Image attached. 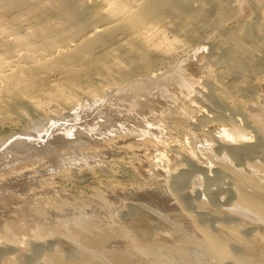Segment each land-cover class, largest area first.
I'll use <instances>...</instances> for the list:
<instances>
[{
  "label": "rangeland",
  "instance_id": "1",
  "mask_svg": "<svg viewBox=\"0 0 264 264\" xmlns=\"http://www.w3.org/2000/svg\"><path fill=\"white\" fill-rule=\"evenodd\" d=\"M4 1L0 264L8 258L43 264L47 252L80 258L82 246L54 229L61 218L78 214L77 232L109 227L115 234L107 251L135 255L127 225L144 226L140 241L168 245L136 247L158 264H196L190 248H172L178 231L199 237L177 210L216 230L221 223L237 225L250 240L264 233L263 221L232 210L235 177L264 188V129L252 121L264 122V0ZM112 9H118L114 16ZM237 128L251 139L221 136ZM202 162L211 170L198 169ZM164 191L178 203L166 201Z\"/></svg>",
  "mask_w": 264,
  "mask_h": 264
},
{
  "label": "bare ground",
  "instance_id": "2",
  "mask_svg": "<svg viewBox=\"0 0 264 264\" xmlns=\"http://www.w3.org/2000/svg\"><path fill=\"white\" fill-rule=\"evenodd\" d=\"M5 1L4 0H0V11H1V13L2 14H4V13H6L5 12V10L6 9H8V5H5V3H4ZM117 7V6H116ZM118 8V7H117ZM118 10V9H117ZM117 10H111L110 11V15H112V16H114L115 14H117ZM20 16H22L21 14H20ZM130 20L131 21H137L138 20V17H137V15H135V16H133V17H131L130 18ZM26 71V73H28V69H26L25 70ZM18 75V74H17ZM175 80V79H174ZM191 80V79H190ZM145 81V80H144ZM150 83V82H149ZM138 84V83H137ZM136 84V85H137ZM140 84H141V82H140ZM143 84V83H142ZM190 84V83H189ZM135 85V86H136ZM151 85V84H150ZM150 85H148V86H150ZM192 85V84H191ZM141 87V86H140ZM139 87V88H140ZM185 87V86H184ZM127 88V87H126ZM136 88V87H135ZM130 89V88H129ZM185 89V88H184ZM126 90V89H125ZM134 90V89H133ZM136 90V89H135ZM190 90V89H189ZM112 91V90H111ZM156 91V90H155ZM107 92H108V90H107ZM118 92V91H117ZM139 92V91H138ZM134 93H135V91H134ZM110 94V93H109ZM122 94V93H121ZM136 94H138V93H136ZM135 94V95H136ZM142 94V93H141ZM120 95V94H119ZM216 95H218V94H216ZM131 96H133L132 94H131ZM143 96V95H142ZM141 96V97H142ZM149 96V95H148ZM134 97V96H133ZM121 98V97H120ZM119 99V98H118ZM122 99V98H121ZM147 99V98H146ZM117 100V99H116ZM115 100V101H116ZM124 100V99H123ZM133 100H134V98H133ZM117 101H119V100H117ZM122 101V100H121ZM135 102H136V100H134ZM142 101H144V100H142ZM101 102V101H100ZM150 102V101H149ZM98 103V102H97ZM119 103V102H118ZM133 103V102H132ZM143 103H145V102H142V104ZM195 103H197V102H195ZM101 104H102V102H101ZM100 104V105H101ZM113 104H115V102L113 103ZM141 105V104H140ZM147 105V104H146ZM146 105H145V108H146ZM148 105H150V104H148ZM97 106V105H96ZM125 106V105H124ZM128 106V105H127ZM131 106V105H130ZM201 106V105H200ZM99 107V106H98ZM114 107V106H113ZM87 108V107H86ZM89 108V107H88ZM87 108V109H88ZM92 108H94V106L92 107ZM100 108V107H99ZM104 108H105V106H104ZM117 108H118V106H117ZM139 108H140V106H139ZM142 108H144V107H142ZM148 108V107H147ZM85 109V108H84ZM103 109V108H102ZM121 109V108H120ZM137 109V108H136ZM94 110V109H93ZM125 110V109H124ZM128 110V109H127ZM202 110H203V108H202ZM81 111V110H80ZM101 111V110H100ZM115 111V110H114ZM118 111V110H117ZM129 111V110H128ZM143 111V110H142ZM204 111V110H203ZM206 111V110H205ZM91 112H93L92 110H91ZM102 112V111H101ZM106 112H107V110H106ZM105 112V113H106ZM140 112V111H139ZM97 113V112H96ZM104 113V112H103ZM120 113H121V111H120ZM124 114H125V112H123ZM128 113V112H127ZM126 113V114H127ZM78 114V113H77ZM87 114V113H86ZM101 114V113H100ZM99 114V115H100ZM108 114V113H107ZM142 114H143V112H142ZM202 114V113H201ZM200 114V116H202ZM101 115H103V114H101ZM105 115V114H104ZM110 115V114H109ZM117 115V114H116ZM122 115V114H121ZM111 116V115H110ZM119 116V115H118ZM203 116H205L204 115V113H203ZM211 116V115H210ZM101 117V116H100ZM107 117V116H106ZM105 117V118H106ZM121 117V116H120ZM136 117V116H135ZM143 117V116H142ZM216 117V116H215ZM104 118V119H105ZM206 118H207V116H206ZM217 118V117H216ZM96 119V118H95ZM124 119H126V118H124ZM205 119V118H204ZM211 119V118H210ZM92 120V119H91ZM181 120V119H180ZM191 120V119H190ZM189 120V121H190ZM206 121H204V122H207V121H209V119H205ZM219 120V119H218ZM63 121V120H62ZM66 121V120H65ZM115 121H116V119H115ZM132 121V120H131ZM137 121V120H136ZM253 122H254V125L256 126V128H257V130H259V131H262L263 129H264V122H261V121H259L258 122V120L256 121L255 119H253L252 120ZM77 122V121H76ZM98 122V121H97ZM101 122H103V121H101ZM121 122V121H120ZM123 122H125V121H123ZM122 122V123H123ZM138 123H139V121H137ZM56 123V122H55ZM104 123V122H103ZM211 123V122H210ZM126 124V123H125ZM130 124V123H129ZM136 124V123H135ZM208 124V123H207ZM53 125V124H52ZM59 125V124H58ZM74 125V124H73ZM77 125V124H76ZM75 125V126H76ZM79 125H81V124H79ZM84 125V124H83ZM95 125V124H94ZM201 125V124H200ZM248 125H250V123L248 124ZM61 126V125H60ZM132 126V125H131ZM134 126H136V125H134ZM259 126H261V127H259ZM78 127V126H77ZM90 127V126H89ZM92 127V126H91ZM100 127V126H99ZM104 127V126H103ZM121 127V126H120ZM124 127V126H123ZM133 127V126H132ZM138 127V126H137ZM238 127V126H237ZM62 128V127H61ZM69 128V127H68ZM95 128V127H94ZM235 128V127H234ZM72 129V128H71ZM100 129V128H99ZM103 129V128H102ZM132 129H134V128H132ZM131 129V130H132ZM141 129V128H140ZM148 129V128H147ZM228 129V128H227ZM48 130V129H47ZM144 130V129H143ZM67 131V130H66ZM69 131V130H68ZM84 131H86V130H84ZM109 131V130H108ZM119 131V130H118ZM117 131V132H118ZM61 132V131H60ZM62 132H64L63 130H62ZM88 132V131H87ZM94 132V131H93ZM106 132V131H105ZM114 132H115V130H114ZM122 132V131H121ZM128 132H130V130L128 131ZM147 132H149V131H147ZM152 132V131H151ZM247 132H248V130H247ZM246 132V130L245 129H241V128H237V129H235V130H231V131H226V132H222L221 133V136L222 137H227V138H232V139H246L247 140V138L250 136V134H248ZM250 132V131H249ZM264 132V131H263ZM44 133H46V132H44ZM68 133V132H67ZM110 133V132H109ZM137 133V132H136ZM143 133V132H142ZM146 133V132H145ZM251 133V132H250ZM89 134V133H88ZM42 135V134H41ZM90 135V134H89ZM34 136V135H33ZM85 136V135H84ZM102 136V135H101ZM156 136V135H155ZM39 137V136H38ZM97 137V136H96ZM141 137V136H140ZM157 137V136H156ZM159 137V136H158ZM40 138V137H39ZM78 138H80L79 136H78ZM138 138V137H137ZM250 138V137H249ZM248 138V139H249ZM47 139V138H46ZM251 139V138H250ZM19 140V139H18ZM210 140V139H209ZM56 141V140H55ZM237 141H239V140H237ZM243 141V140H242ZM250 141V140H249ZM248 141V142H249ZM4 142H6V141H4ZM14 142H15V140H14ZM19 142V141H18ZM248 142H247V144H248ZM73 143V142H72ZM236 143V142H235ZM235 143H234V146H239V145H235ZM237 143H239V142H237ZM242 143V142H241ZM11 144L13 145V143H12V141H11ZM228 144V143H227ZM231 144V143H230ZM229 144V145H230ZM240 144V143H239ZM245 144V143H244ZM247 144H246V146H247ZM254 144V143H253ZM10 145V144H9ZM233 145V144H232ZM15 146H16V144H15ZM227 146V145H226ZM242 146H244L243 144H242ZM242 146H240V147H242ZM251 146V145H250ZM248 147V148H251V147ZM13 146H11V147H9V149H11ZM229 147V146H228ZM232 148H233V146H231ZM239 147V148H240ZM8 148V147H7ZM14 148V147H13ZM47 148V147H46ZM56 148V147H55ZM57 148H58V146H57ZM9 149H6L5 151H7V150H9ZM16 149V148H15ZM18 149V148H17ZM16 149V150H17ZM45 149V148H44ZM254 149V148H253ZM256 149V148H255ZM235 150V149H234ZM250 150V149H249ZM18 151V150H17ZM16 151V152H17ZM67 151V150H66ZM242 151V150H241ZM250 151H252V148H251V150ZM9 152H10V150H9ZM12 153V152H11ZM249 153V152H248ZM251 153V152H250ZM65 154V153H64ZM5 155V154H4ZM13 156V155H12ZM90 156V155H89ZM10 157H11V155H10ZM10 157H9V159H10ZM75 157V156H74ZM13 158V157H12ZM16 161H18V160H16ZM5 164V163H4ZM7 164V163H6ZM18 164V163H17ZM80 164V163H79ZM220 164V163H219ZM11 165V164H10ZM197 165V168L198 169H202V170H211L210 168H211V163H206V162H202V163H198V164H196ZM214 165V164H213ZM14 166V165H13ZM3 167V166H2ZM226 168H230L229 166L228 167H226ZM255 168L257 169L256 171H259V170H261L262 169V166H261V164H255ZM7 169V168H6ZM9 169V168H8ZM28 169V168H27ZM230 171H232L231 169H229ZM27 171V170H26ZM263 172V171H262ZM10 173H12V172H10ZM260 173H261V171H260ZM257 174V173H256ZM264 174V173H263ZM14 175V174H13ZM243 177V176H242ZM23 178V177H22ZM9 179V178H8ZM245 181H241V180H238V179H236V177H235V179H234V181H235V200L233 201V204L232 205H234L233 206V211L234 212H236L237 214L239 213H241V214H244L245 216H247V217H251V218H258L259 220H261V221H263L264 222V188L260 185V184H258V183H256V182H252V181H255V180H253V178L251 179V178H243ZM242 179V180H243ZM262 179H264L263 177H262ZM236 180H238V181H236ZM6 181V180H5ZM178 182V181H177ZM176 183V182H175ZM175 183H173V184H175ZM251 184L250 186H251V189L250 190H247L246 188H245V186H246V184ZM264 183V182H263ZM169 184V183H168ZM167 184V185H168ZM165 185V184H164ZM166 185V186H167ZM175 185H177V184H175ZM187 185V184H186ZM165 186V187H166ZM170 187H171V185H170ZM172 187H174V185L172 186ZM190 188V187H189ZM149 189V188H148ZM168 189V188H167ZM169 189H171V188H169ZM168 189V190H169ZM175 189V188H174ZM208 189V188H207ZM29 190V189H28ZM129 190V189H128ZM146 190V189H145ZM152 191V190H151ZM203 191H204V189H203ZM128 192H130V191H128ZM132 192V191H131ZM154 192V190L152 191V193ZM201 192V191H200ZM5 193V192H4ZM156 193H157V191H156ZM130 194V193H129ZM144 194H148V193H144ZM149 194H150V191H149ZM154 194V193H153ZM178 194V193H177ZM194 194V193H193ZM204 193H202V195H203ZM8 195V194H7ZM13 195V194H12ZM142 195H143V193H142ZM152 195V194H151ZM170 195H172V194H170ZM169 194H168V192H166V191H164L163 192V196H165L166 197V201H170L171 199H173V196H170ZM180 195V194H179ZM179 195H177V196H179ZM132 196H134V194L132 195ZM147 196V195H146ZM150 196V195H149ZM209 196V195H208ZM19 197V196H18ZM161 197V196H160ZM127 198H128V196H127ZM137 198H139V197H137ZM145 198V197H144ZM144 198L142 197V199L144 200ZM156 198H157V196H156ZM208 198V197H207ZM210 198H212V197H210ZM8 199V198H7ZM12 199V198H11ZM75 199V198H74ZM140 199H141V197H140ZM149 199H150V197H149ZM151 199H153L152 200V202L153 201H155L154 199V197L153 198H151ZM150 199V200H151ZM159 199V198H158ZM164 198L162 197V200H163ZM19 200V199H18ZM145 200H147V199H145ZM165 200V199H164ZM210 200H212V199H210ZM16 201V200H15ZM127 201V200H126ZM138 201V200H137ZM172 201V200H171ZM214 200H212V202H213ZM216 201V200H215ZM214 201V202H215ZM110 202V201H109ZM145 202V201H144ZM148 202H150L149 200H148ZM13 203V202H12ZM34 203V202H33ZM56 203V202H55ZM69 203V202H68ZM125 203V202H124ZM140 203V202H139ZM178 202L177 201H172V203L171 204H173V205H176ZM184 203V202H183ZM52 204V203H51ZM50 204V205H51ZM156 204H157V202H156ZM185 204V203H184ZM215 204V203H214ZM34 205V204H33ZM57 205V204H56ZM160 206H161V204H159ZM179 205V204H178ZM202 205H204V207H206V208H209V209H212L211 208V205L209 204V202L207 201H204L203 203H202ZM59 206H60V204H59ZM103 206V205H102ZM104 206H106V205H104ZM162 206H164V205H162ZM187 206V205H186ZM189 206V205H188ZM187 206V207H188ZM173 207V206H172ZM178 207V206H177ZM214 208H215V206H213ZM31 208H32V206H31ZM34 208V207H33ZM103 208V207H102ZM155 208H156V206H155ZM217 208V207H216ZM215 208V209H216ZM15 209V208H14ZM43 209V208H42ZM107 209V208H106ZM154 209V208H153ZM163 209H164V207H163ZM162 209V210H163ZM40 210V209H39ZM38 210V211H39ZM53 210H55V209H53ZM158 210V209H157ZM172 209L170 208V210L169 211H171ZM174 210V209H173ZM187 210V209H186ZM185 209H181L180 210V212L178 213V211L179 210H177L176 211V213L177 214H179V215H181L182 216V218H184L185 220H187V222H188V224H190L191 225V227L192 228H194V230H195V232L197 233V235L196 236H199V237H197L198 238V240H196L195 238H191L190 239V237L189 236H187V235H185L184 233H182V232H180V231H178V243H175L174 245V247H172V248H174V249H182V250H186V249H184V248H190V250H192V251H194L195 252V256H196V260L198 261V262H200V260H202L203 261V258L201 259L200 258V260H199V257H202V256H204L205 257V261L204 262H200V263H204V264H225L224 262H226V261H228L229 259H231V263L230 262H228L229 264H258V261H260V260H258L259 259V257H260V259L262 260V261H264V233H260V234H254V237H253V240H250V239H247L244 235H243V233H242V231H241V229H240V227L239 226H237V225H233V224H226V223H221L220 225H219V229H213V228H211L210 226H209V224H205V222L204 223H200L199 221H201V220H199L198 222L195 220V216H193V215H191L189 212H191V211H186ZM31 211V210H30ZM42 211V210H41ZM40 211V212H41ZM50 211V210H49ZM77 211V210H76ZM166 211H168V210H166ZM175 211V210H174ZM196 211V210H195ZM39 212V213H40ZM45 212V211H44ZM57 212V211H56ZM61 212V211H60ZM69 212V211H68ZM68 212H65V213H67L68 214ZM173 212V211H172ZM6 213V212H5ZM4 213V214H5ZM62 213V212H61ZM71 213H73V212H71ZM168 213V212H167ZM196 213V212H195ZM194 213V214H195ZM74 214V213H73ZM138 214V213H137ZM141 214V213H140ZM169 214V213H168ZM177 214L176 215H173V216H176V217H178L177 216ZM192 214H193V211H192ZM205 214V213H204ZM2 215V214H1ZM24 215H26V214H24ZM59 215V214H58ZM207 215H208V213H207ZM9 216V215H8ZM65 216V215H64ZM77 216H81V215H75V216H70V217H66V218H61V220H62V223L61 224H59V225H57V226H55V228L54 229H56L60 234H64L65 236H67V235H69V237L70 238H72V239H74V240H72V241H77V243L78 244H80L81 246H82V248H83V250L84 251H82L81 252V256H80V258H75V259H69V260H67V259H65L64 257H63V255L60 253V252H55V253H53L52 252V254L50 253V254H48V252H47V254H46V256H45V263H43V264H158L157 263V261L155 262V261H152V260H145V257L143 258L142 257V255H140V251L136 248V247H138V246H142V247H144V249L145 248H149V247H155V246H157V247H162V248H168V245H165V244H161V243H154V242H150V241H147V240H145L144 239V237L141 239V241L139 240V236H143L144 234H147V231L145 230L146 228L144 227V226H134V227H131L130 225H127V228H128V231H127V234H128V237H129V240L132 242V244H133V246H131L130 247V249H132L133 250V252L135 253V255H130V253L128 254L127 252H125L126 251V249L123 251H118V252H113V251H107L105 248H106V246H107V244H109V242L111 241V240H113L114 238H115V234L111 231V230H108V229H110L109 227H108V229H107V227H103L104 229H105V231H107V233L104 231H101V230H98V229H96V228H93V230L91 231L92 233H90V234H86V233H83L82 232V230L80 231V233L79 232H77L78 231V228H77V230L75 229V223L76 222H78V220H77ZM137 216V215H136ZM139 216V215H138ZM140 216H142V215H140ZM166 216V215H165ZM172 216V218H174ZM203 216V215H202ZM17 217V216H16ZM51 217V216H50ZM53 217V216H52ZM146 217H147V215H146ZM168 218L167 219H169V216H167ZM211 217V216H210ZM7 218V217H6ZM25 218V217H24ZM90 218V217H89ZM172 218H171V220L170 221H172L173 222V220H172ZM178 218H180V216L178 217ZM178 218H177V220H178ZM204 218V217H203ZM206 218V217H205ZM205 218H204V220H205ZM217 218V217H216ZM32 219V218H31ZM38 219V218H37ZM45 219V218H44ZM136 219V218H135ZM138 219V218H137ZM143 219V218H142ZM207 219V218H206ZM81 221L82 220H84L83 218H81L80 219ZM91 220H93L92 219V217H91ZM130 220H131V218H130ZM45 221H47V220H45ZM57 221V220H56ZM76 221V222H75ZM149 221V220H148ZM153 221H154V219H153ZM156 221V220H155ZM154 221V222H155ZM166 221V220H165ZM238 221V220H237ZM10 222V221H9ZM16 222V221H15ZM177 222V221H176ZM183 222V221H182ZM187 222H183L184 224H186ZM219 222V221H218ZM46 223V222H45ZM72 223H74V224H72ZM133 223V222H132ZM148 223V222H147ZM181 223V222H180ZM182 223V224H183ZM128 224V223H127ZM154 224V223H153ZM152 224V226H155V225H153ZM25 225V224H24ZM24 225H22V224H20V225H18V227H23ZM35 225V224H34ZM39 225V224H38ZM50 225V224H49ZM94 225V223H92V226ZM134 225V224H133ZM40 226V225H39ZM96 226H97V222H96ZM188 226V225H187ZM11 227V226H10ZM99 227V226H98ZM184 227V226H183ZM38 228V227H37ZM71 230H70V229ZM101 228V227H100ZM26 229V228H25ZM51 229V228H50ZM91 229V228H90ZM130 229V230H129ZM166 229V228H165ZM187 229V228H186ZM29 230V229H28ZM39 230V229H38ZM188 230V229H187ZM186 230V231H187ZM190 230V229H189ZM7 231V230H6ZM45 231V230H44ZM185 231V232H186ZM1 232V231H0ZM32 232V231H31ZM39 232V231H38ZM42 232V231H41ZM52 232V231H51ZM54 232V231H53ZM57 232V233H58ZM82 232V233H81ZM7 233H8V231H7ZM15 233V232H14ZM126 233V232H125ZM36 234V233H35ZM44 234V233H43ZM42 234V235H43ZM45 235V234H44ZM119 235V234H118ZM27 236V235H26ZM38 236H40V235H38ZM127 236V235H126ZM34 237V236H33ZM36 238V237H35ZM118 238V237H117ZM141 238V237H140ZM172 238V237H171ZM21 239V238H20ZM31 239V238H30ZM149 240V239H148ZM177 240V239H176ZM18 241V240H17ZM129 241V242H130ZM58 243V242H57ZM76 243V244H77ZM19 244V243H18ZM113 244V243H112ZM128 244V243H127ZM233 244H236V245H238L239 246V250L238 251H233L232 250V246H233ZM56 245H59V244H56ZM118 245V244H117ZM123 245H124V243H123ZM38 246V245H37ZM80 246V247H81ZM112 246V245H111ZM116 246V245H115ZM114 246V247H115ZM120 246V245H119ZM128 246H130L129 244H128ZM20 247V246H19ZM55 247V246H54ZM237 247V246H236ZM23 248V247H22ZM34 248H36V247H34ZM38 248V247H37ZM44 248H45V245H44ZM52 248V247H51ZM63 248V247H62ZM64 248H66V247H64ZM116 248V247H115ZM16 249V248H15ZM25 249V248H24ZM38 249H40L41 250V248L39 247ZM47 249H50V247L49 248H47ZM78 249V248H77ZM120 249V248H119ZM129 249V250H130ZM17 250H18V248H17ZM189 250V249H188ZM189 250V251H190ZM10 251V250H9ZM64 251V250H63ZM163 251V250H162ZM13 252V251H12ZM37 252V251H36ZM68 252H70V251H68ZM80 252V251H79ZM84 252H89V253H91V254H93V256H90V255H87V254H85ZM101 252V253H100ZM198 252L200 253H202V256L200 255V254H198ZM38 253V252H37ZM44 253H45V251H44ZM149 253V252H148ZM70 254V253H69ZM75 254V253H74ZM145 254V253H144ZM255 254H258V255H255ZM41 255V254H40ZM77 255V254H76ZM146 255H148L147 253H146ZM145 255V256H146ZM254 255L256 256V257H254ZM42 256V255H41ZM153 256V255H152ZM192 257L194 258V256H193V254H192ZM257 257H258V259H257ZM94 258L96 259V260H98V262L99 263H95V261H94ZM135 258H140L141 259V263H137V262H135ZM255 258L258 260L257 262H255ZM17 259V258H16ZM16 259H14V258H8L7 260H5L4 262H5V264H21V263H19ZM164 259V258H163ZM162 259V260H163ZM2 260V259H1ZM165 260V259H164ZM196 261V264H198V262ZM176 262H177V260H176ZM195 262V261H194ZM168 263V262H167ZM259 263H261V262H259ZM41 264H42V262H41ZM168 264H170V263H168ZM264 264V263H263Z\"/></svg>",
  "mask_w": 264,
  "mask_h": 264
}]
</instances>
